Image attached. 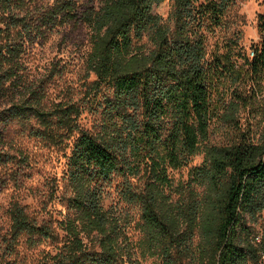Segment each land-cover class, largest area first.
<instances>
[{
    "label": "trees",
    "instance_id": "trees-1",
    "mask_svg": "<svg viewBox=\"0 0 264 264\" xmlns=\"http://www.w3.org/2000/svg\"><path fill=\"white\" fill-rule=\"evenodd\" d=\"M26 1L0 0V164L13 159L5 149L11 124L51 146L70 140L66 213L53 226L11 203L0 264H28L22 240L26 248L52 245L41 264H138L134 250L159 264H264V230L255 229L264 214V129L255 137L234 128L224 143L209 142L213 118L232 120L237 106L215 114L218 80L250 81L252 91L264 78V13L249 54L236 32L211 54L208 37L228 29L237 0H170L165 21L152 13L164 0H101L82 13L76 0H57L35 22L16 13ZM71 21L89 29L90 90L104 91L89 129L79 127L75 103L48 101L22 71L25 37ZM200 152L201 163L175 184L168 171ZM117 176L123 200L139 210L138 243L103 206L102 187Z\"/></svg>",
    "mask_w": 264,
    "mask_h": 264
},
{
    "label": "rangeland",
    "instance_id": "rangeland-1",
    "mask_svg": "<svg viewBox=\"0 0 264 264\" xmlns=\"http://www.w3.org/2000/svg\"><path fill=\"white\" fill-rule=\"evenodd\" d=\"M57 0H28L16 13L25 16L27 22H35ZM101 0H76V11L82 13L87 8H97ZM171 1L164 0L152 7V13L167 20ZM264 13V0H237L236 5L227 14L228 29L216 28L208 38L209 46L215 53L222 40L230 38L232 33H239V46L242 53L249 54L251 46L260 41L257 29V17ZM90 32L81 22L71 21L56 25L54 28L43 27L40 33H31L25 37L21 54L22 71L25 79L42 88L48 101H67L75 103L81 110L78 125L89 129L97 119L96 97L90 90L94 75L87 70L86 55L89 51ZM140 43L149 45L146 37ZM146 46V47H147ZM148 48V47H147ZM212 103L216 115H221L224 107L236 102L233 119L227 121L214 117L210 125V143H224L234 128L248 129L257 137L264 129V78L258 87L250 89V81L232 85L229 80H218ZM243 99V100H241ZM5 106L1 105L0 110ZM6 151L13 157L0 164V243L8 228L7 209L11 203L24 205L29 211L52 221L53 226L61 221L66 213L62 195L65 186V160L69 153L70 140L60 146L44 144L32 138L27 131L11 124L7 128ZM202 153L190 158L188 164L176 170H169L168 176L176 184L185 181L188 170L198 166ZM133 185L140 183L136 178L128 179ZM124 179L114 177L102 187L103 206L121 220L127 237L136 243L140 237L136 228L139 210L136 205L126 203L121 194ZM255 229L259 236L264 230V214L257 219ZM61 235L62 232L58 231ZM23 241V240H22ZM21 243L20 255L28 264H41L47 259V252H54L52 245L42 243L33 248H26ZM138 243V242H137ZM134 260L138 264H159L155 257L141 256L134 250Z\"/></svg>",
    "mask_w": 264,
    "mask_h": 264
},
{
    "label": "built area",
    "instance_id": "built-area-1",
    "mask_svg": "<svg viewBox=\"0 0 264 264\" xmlns=\"http://www.w3.org/2000/svg\"><path fill=\"white\" fill-rule=\"evenodd\" d=\"M250 55H251V53H250Z\"/></svg>",
    "mask_w": 264,
    "mask_h": 264
}]
</instances>
